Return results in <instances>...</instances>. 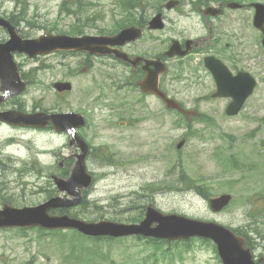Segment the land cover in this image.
I'll return each instance as SVG.
<instances>
[{
	"label": "rangeland",
	"instance_id": "rangeland-1",
	"mask_svg": "<svg viewBox=\"0 0 264 264\" xmlns=\"http://www.w3.org/2000/svg\"><path fill=\"white\" fill-rule=\"evenodd\" d=\"M117 1L0 0V13L20 11L27 5L25 14L34 21L27 30L34 37L52 27L67 31L73 24L84 25L83 29L87 33H98L102 29L112 28L111 24L118 16L115 14ZM64 5L68 10L61 12ZM160 35L165 37L166 31H161ZM165 47L164 43L158 42L156 51H162ZM84 56L81 54L69 58L68 61L77 67V74L72 80L73 90L62 96H58L52 86L53 82L62 79L66 71L64 66L55 65L59 59L49 56L41 61H28L25 71L38 65H44V68L37 71L36 81L26 89L20 101L28 111H87L89 125L84 130L86 137L94 145L106 144L112 152L115 151L114 163L102 164L93 156L88 157L87 165L94 172L96 182L90 189L86 204L75 210L86 214L81 215L86 219L92 217V220L112 219L119 216V213L127 215L124 216L127 218L129 213L136 212L127 209V205L139 193L141 195L137 202H153L166 212L183 213L233 228L245 226L264 245L260 236L256 235L257 228L264 233V80L260 78L254 95L238 116L222 115L226 100L205 104L203 108L217 112L212 120L214 124L207 126L200 121L188 132L185 126L175 125L179 116L175 112L166 111L155 98L156 114L152 119L124 128L117 125L122 121L121 116L124 118L123 123H131L139 116L114 113L118 107L112 108L111 105H117L123 100L129 101V97L124 91L118 90L117 99V94L108 85V79L100 73L102 68L112 75L117 74L118 63L104 58L105 61L89 70L84 68L90 63ZM17 60L24 62L26 58L19 56ZM96 80L105 81L108 87L105 89L108 95L101 102L97 100L98 91L93 95L87 93L95 87ZM203 84L189 83L188 87L184 82H175L169 91L185 105H192L198 96L206 94L213 87L209 78L205 82L206 89L202 88ZM134 98L135 94L130 101ZM202 133L208 138H200ZM184 135L190 138L180 154L176 144ZM8 139L17 140L16 144L5 146ZM69 139L65 132L55 133L52 129H0L2 162L11 164L1 167L5 173L0 171V187L4 191L0 194V200L4 195H11L10 201L16 206L44 202L49 195L48 191L52 189L48 183V174L58 171V160L70 155L73 150L69 146ZM220 147L227 150L225 154L238 156L247 165L246 168L234 171L221 169L220 162L214 159ZM102 156L107 157L106 154ZM9 157L26 161L38 157L41 162L34 163L29 171L27 166L9 162ZM171 168L175 173L185 169L190 178L208 182L212 196L230 192L233 195L232 202L222 211L215 212L209 200L193 190L153 193L150 185L162 187L172 183L173 175L167 176ZM63 232L65 241L62 235L51 236L34 229H0V264H222L213 247L198 239L188 243L167 242L165 246H157L132 236L96 241L71 231ZM262 249H257L256 254H261Z\"/></svg>",
	"mask_w": 264,
	"mask_h": 264
},
{
	"label": "flooded vegetation",
	"instance_id": "flooded-vegetation-1",
	"mask_svg": "<svg viewBox=\"0 0 264 264\" xmlns=\"http://www.w3.org/2000/svg\"><path fill=\"white\" fill-rule=\"evenodd\" d=\"M255 3L264 5V0H163L158 3L153 0H138L134 5L132 16L128 15L126 20L129 19V21L125 20V23H130L127 26L133 25L141 28L143 34L141 38L124 45V49L127 48V51L134 56H142L149 59L156 58L158 54L155 52V45L158 39L157 34L160 31L151 28L150 21L156 14L161 12L166 23L165 37L168 43L167 48L171 46L174 40L180 42L182 49L189 47L186 56L183 57H168L165 54L166 50L161 53L160 57H164L165 55L164 59H166L169 66L168 75L162 76L160 79L163 90L171 96L168 89L175 82H184L186 86L189 83L201 85L204 82L202 88L206 89L205 82L209 78L213 85L212 89L206 94L198 96L191 105L192 107L198 108V122L201 121L207 126L214 124L210 120L215 119L214 117L217 116V112L215 110L205 109L203 106L221 100L227 101L224 107L225 111L223 109L222 115L225 114L227 117H235L237 115L229 116L226 113V108L232 101V98L214 97V94L217 92V81L215 80L213 70L206 65V59L209 58L212 66L216 67V65H219L224 70L222 65L218 63L220 61L233 76H236L240 72H248L257 81L254 92L256 91L260 78L264 80V21L256 20ZM158 7L161 10H158ZM7 18L16 26L18 33L22 37L32 36L26 32L27 27H24L20 21L15 20L13 16ZM8 38V29L0 27V43H5ZM19 56L26 58L24 62L18 61V65L22 77L28 86L31 84L30 73L35 67L29 69V71H25V68L28 66L27 62L41 61L43 58L49 56H54L59 59L55 64L57 67L64 66L66 68L61 80L71 81L75 78V68L68 61L70 57H73L72 53L57 52L34 59H30L22 53H15L14 55L15 58ZM117 63L119 68L117 69L118 73L116 77L119 91L126 90L129 92V95L128 92L126 93L129 97V102H123V105L118 106L119 110H122L119 112L139 116V118L133 120L131 123L127 121L123 123L124 118L121 116L122 121L118 122L117 125L127 128L134 124H140L141 121L152 119L156 114L154 112V99L156 95L142 92L138 84L146 76L144 69L145 61L141 60L135 67L126 64L123 59H120ZM43 66L38 65L36 67L37 71L42 69ZM262 75L263 77H261ZM245 85H247L246 82ZM126 86L129 87L125 88ZM254 92L246 100L241 111L245 109L248 100L254 95ZM3 94L0 90V113H5L10 110L26 111L22 102H20L21 98L19 96L2 98L1 96ZM132 94H135V98L133 101H130ZM241 111L240 114L242 113ZM0 129L23 130L24 128L0 119ZM6 142L8 144H5V146H8L13 143V140L8 139ZM90 148L92 151L93 146ZM76 152L77 149L69 158H73L72 156ZM1 154L3 155L2 150ZM2 160L3 156L0 158V171L3 174L5 172L2 171L1 167L11 166V164L2 162ZM9 162L21 164V166L35 163L34 160L26 161L12 159L11 157H9ZM69 162L71 165L72 160ZM2 190L0 187L1 195L4 192ZM9 197L11 195L3 196L0 200V208L6 203L11 202Z\"/></svg>",
	"mask_w": 264,
	"mask_h": 264
},
{
	"label": "water",
	"instance_id": "water-1",
	"mask_svg": "<svg viewBox=\"0 0 264 264\" xmlns=\"http://www.w3.org/2000/svg\"><path fill=\"white\" fill-rule=\"evenodd\" d=\"M258 14H261V12ZM10 28L12 38L8 43L0 45V79L2 81V89L5 95L10 93H21L26 83L21 80L17 65L14 63L12 52H26L31 57L38 54H47L58 50H75L88 51L94 54H114L121 56V52L116 48L127 41L136 39L138 33L134 28H127L120 33L112 36H70L66 34L47 33L36 39H22L13 30L14 27L9 20L0 17V25ZM154 26L162 28L164 25L158 16L153 21ZM115 46V47H113ZM176 45H173V48ZM176 49V48H175ZM172 54V53H169ZM158 74L153 73L154 80L158 82ZM239 77H237L238 79ZM237 81L234 82V84ZM220 83V81H219ZM233 83L227 84V91L221 90L216 95H232L235 101L228 107L229 114H235L241 108L245 99L252 93L254 83L249 87L240 90L241 86H235ZM55 86L59 90H70V83H56ZM144 86V85H142ZM157 94L162 96L169 107L173 106L182 112H190L184 109L178 102L173 99L166 98L160 91L155 90ZM4 120L15 124L26 126H46L50 121L54 123L56 130H68L75 135L74 126L85 124L84 117L79 113H61V114H45L34 113L26 114L21 112H7L0 114ZM71 128V129H70ZM77 136V135H76ZM75 136V137H76ZM78 139H80L77 136ZM76 138V139H77ZM82 139V138H81ZM80 139V140H81ZM184 142L179 143L181 147ZM83 152L79 155V160L74 167L71 176L68 179L55 177V182L61 191H67L73 198L53 197L48 201L36 206H27L16 208L10 205L0 210V227L4 226H41L48 229L55 228H75L88 235H109L114 237L127 235H144L154 236L157 238L188 239L193 236H202L213 239L217 244L219 254L224 264H260L253 259L250 248L246 247L244 237L237 235L231 229L211 221H202L189 218L179 214H164L150 206L146 218L139 224H126L114 222L111 220H102L100 222H87L80 218L71 217L67 214H52L50 210L58 207H70L78 204L82 200L81 188L87 187L92 182V176L87 172L85 167L86 146L80 143ZM231 200V195L223 194L210 200L211 207L214 210H221Z\"/></svg>",
	"mask_w": 264,
	"mask_h": 264
},
{
	"label": "trees",
	"instance_id": "trees-1",
	"mask_svg": "<svg viewBox=\"0 0 264 264\" xmlns=\"http://www.w3.org/2000/svg\"><path fill=\"white\" fill-rule=\"evenodd\" d=\"M67 9H68V8H67ZM81 27H82V26H80V25L78 24L77 26H73V28L71 29V31H73V32H75V33H76V32L79 33ZM73 32H72V33H73ZM199 191H200L202 194H204L206 197L209 196V194L207 193L205 187H200V188H199ZM142 216H143V214L140 215L139 217H132V218H133L134 220H138V219H140ZM132 218H131V219H127V220H132ZM235 229L237 230V232L243 234V235L248 239V242H249V244H250V241L253 240V237H251V236H250L248 233H246L245 231H242V229H240V227H239V228L236 227ZM258 234H260V236H262V237L264 238V235H262V234H263L262 232H258ZM157 245H159V246H160V245L163 246V242H162V241H159V242H157Z\"/></svg>",
	"mask_w": 264,
	"mask_h": 264
}]
</instances>
